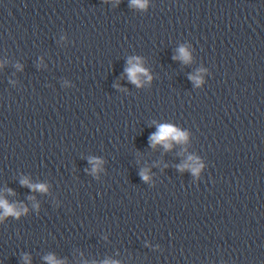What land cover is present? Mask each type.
<instances>
[{
    "label": "clouds",
    "instance_id": "9594fccd",
    "mask_svg": "<svg viewBox=\"0 0 264 264\" xmlns=\"http://www.w3.org/2000/svg\"><path fill=\"white\" fill-rule=\"evenodd\" d=\"M132 4L133 6L143 9L147 5V0H132ZM179 54H180L179 57H174V58L183 59L185 63L189 62L190 55L185 48L181 47L179 49ZM134 59L136 62L133 63V60L130 59L128 62L129 67L125 71L128 75V79L132 83H135L139 86V83H140L139 78H138L139 74L147 75V71L141 66L139 58H134ZM148 78L151 79V77H148ZM185 139H186V133L181 132L174 126L167 125V124L159 126L158 131L152 134V136L150 137V141L153 147H155V145L159 143V144H163L166 149L171 147V143H169L170 140H174L176 142H182ZM192 170L193 172L199 171L198 168H193ZM143 178L146 180L147 176L145 175L143 176ZM21 183L28 187H31L33 190H38L41 192H44L47 190L46 186L42 184L41 185H30L28 184L27 180H24ZM0 209H3V213L2 215H0V219H2L3 216L14 215L18 217L20 215V212L17 211L16 206L10 205L6 200L2 198H0ZM46 259L50 260L52 264H57V262L54 260L53 257H47Z\"/></svg>",
    "mask_w": 264,
    "mask_h": 264
}]
</instances>
